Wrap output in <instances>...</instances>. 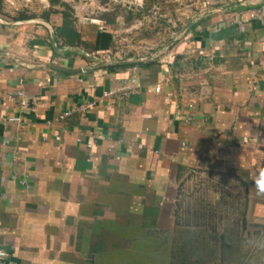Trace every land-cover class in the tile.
<instances>
[{
  "label": "crops",
  "instance_id": "crops-1",
  "mask_svg": "<svg viewBox=\"0 0 264 264\" xmlns=\"http://www.w3.org/2000/svg\"><path fill=\"white\" fill-rule=\"evenodd\" d=\"M176 1L156 50L108 3L73 47L0 19V264H264V0Z\"/></svg>",
  "mask_w": 264,
  "mask_h": 264
},
{
  "label": "rangeland",
  "instance_id": "rangeland-1",
  "mask_svg": "<svg viewBox=\"0 0 264 264\" xmlns=\"http://www.w3.org/2000/svg\"><path fill=\"white\" fill-rule=\"evenodd\" d=\"M56 1H58L59 4H55ZM139 1L144 3L143 8H140L138 11H131L127 7L131 5L130 3L132 2V0H1L0 19H2L3 21L16 20L22 15L35 16V18H44L45 15H48L49 13V11H47L48 7L50 5H52L51 7H55L57 5L56 7L63 9V13L65 12L73 16L75 22L78 23L79 19L82 20V18L92 19L93 17L99 18V16H104L101 15V13H98V8L101 7V4L108 3L110 8L112 9L110 15H105L106 18H109L107 19L108 21H112L114 16L116 15L122 16L126 21V24L124 23L119 25L123 30V33L125 34V29L129 28L130 25L137 26L135 29H133L132 36L135 33H138L139 38L142 37L145 41H151L149 46H147L146 44H144V46L149 48L153 47V49L156 50L160 48L164 42L174 36L173 32H175V30L177 31V29H171V33H169L170 31L166 26V23H162L161 20L171 21V25L173 23H176V25H178V22L176 20L181 18L189 21L187 17L191 16V14L189 13V9H185L184 6H179V2H177L176 0ZM118 5H120V7H122L124 10L122 9V11L120 12L116 11V7ZM123 5L127 7L125 8ZM153 6L158 7V11H156V14L149 13V17L144 20L143 16L148 14L147 11L152 9ZM66 7H69V10ZM164 8L167 10V13H163ZM126 9L127 11H125ZM158 12L159 14L161 13V15L165 14V17L159 18L160 15L157 14ZM137 22H141V24L143 25H139ZM125 46L126 45H124V47ZM207 181H203L204 183L201 185L202 188L203 185L206 186L207 184L212 192L216 189L219 190L221 185L214 186L213 182L208 181V183ZM204 191L205 190L203 188L202 193H204ZM198 192L196 191V194H198Z\"/></svg>",
  "mask_w": 264,
  "mask_h": 264
},
{
  "label": "trees",
  "instance_id": "trees-1",
  "mask_svg": "<svg viewBox=\"0 0 264 264\" xmlns=\"http://www.w3.org/2000/svg\"><path fill=\"white\" fill-rule=\"evenodd\" d=\"M55 4H59V2L56 1ZM66 8L69 10V7ZM51 12L53 11H50V13ZM63 14H64V24L62 27L56 29L57 38L62 40L63 44L65 45H69L72 47L81 45V34L78 32V30L74 25L75 21L73 16L65 12ZM47 17L48 15H45V18ZM31 18H33V16L22 15L17 19L27 20ZM110 46H112V36L108 33H103V32L99 33L97 39V49L98 50H102L101 48L108 49Z\"/></svg>",
  "mask_w": 264,
  "mask_h": 264
},
{
  "label": "built area",
  "instance_id": "built-area-1",
  "mask_svg": "<svg viewBox=\"0 0 264 264\" xmlns=\"http://www.w3.org/2000/svg\"><path fill=\"white\" fill-rule=\"evenodd\" d=\"M257 15H261V16H264V9H262V10H258L255 14H254V16H257ZM157 91H160V87H158L157 88ZM21 95V94H20ZM71 115V113L70 112H66V113H64L63 115H61L60 117H59V119L62 121V120H65L67 117H69ZM10 121H18L17 119H10ZM56 139V141H59L60 140V137H56L55 138ZM92 144H89L88 145V148L89 149H91L92 148ZM14 178H16V177H14ZM16 180H17V178H16ZM19 183L20 184H22V185H24L25 184V182L24 181H19ZM6 258H7V253L4 251V250H2L1 248H0V262L2 261V262H4L5 263V260H6Z\"/></svg>",
  "mask_w": 264,
  "mask_h": 264
}]
</instances>
